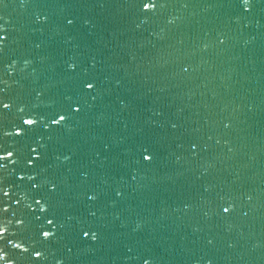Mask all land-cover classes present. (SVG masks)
<instances>
[{"label": "water", "instance_id": "water-1", "mask_svg": "<svg viewBox=\"0 0 264 264\" xmlns=\"http://www.w3.org/2000/svg\"><path fill=\"white\" fill-rule=\"evenodd\" d=\"M0 264H264V0H3Z\"/></svg>", "mask_w": 264, "mask_h": 264}, {"label": "snow or ice", "instance_id": "snow-or-ice-1", "mask_svg": "<svg viewBox=\"0 0 264 264\" xmlns=\"http://www.w3.org/2000/svg\"><path fill=\"white\" fill-rule=\"evenodd\" d=\"M3 2V0H0V3H2ZM151 6H154V5H151ZM149 7H150V4L149 3H147V2H145V3H143V8L145 9V10H147V9H149ZM87 87H91V85L89 84V85H86ZM5 108L7 107V105H3ZM59 119H63V117L61 116V117H59ZM53 123H55L56 121L55 120H53L52 121ZM24 123L25 124H32V123H34V121H32V120H25L24 121ZM19 129H17V133H19ZM6 156H11L12 155V153L11 152H7L6 154H5ZM144 159H149V157L148 156H145L144 157ZM31 160H29L28 161V163L29 164H31ZM5 195H7V193H5ZM38 203V202H37ZM225 211H227V209H225ZM45 236H47L48 235V233H43ZM34 255H39V253H34Z\"/></svg>", "mask_w": 264, "mask_h": 264}]
</instances>
